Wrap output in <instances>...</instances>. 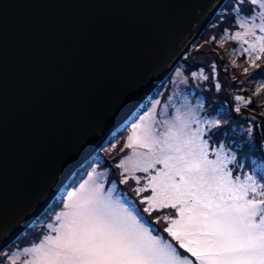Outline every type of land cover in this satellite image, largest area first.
<instances>
[{"label":"water","instance_id":"95a60500","mask_svg":"<svg viewBox=\"0 0 264 264\" xmlns=\"http://www.w3.org/2000/svg\"><path fill=\"white\" fill-rule=\"evenodd\" d=\"M224 2L0 0V251L133 120Z\"/></svg>","mask_w":264,"mask_h":264},{"label":"snow or ice","instance_id":"6c2138e0","mask_svg":"<svg viewBox=\"0 0 264 264\" xmlns=\"http://www.w3.org/2000/svg\"><path fill=\"white\" fill-rule=\"evenodd\" d=\"M226 12L235 31L225 29L218 43L239 42L250 65L260 68L264 0H234ZM190 75L208 79L202 71ZM186 82L185 78L182 83ZM262 91L264 81L255 86L254 95ZM184 100L169 119L155 118L156 105L138 116L125 144L131 155L115 165L123 170L120 184L129 179L139 184L135 172L148 174L144 186L134 189L152 191L141 200L147 204L144 213L173 209L172 214L148 220L123 194L115 195V181L105 189L104 174L93 169L62 194L59 211L48 209L54 216L44 213L47 219L38 241L15 252L0 251V264H264V168L259 174L245 172L243 179L234 176L245 167L244 145L213 142V137H226L228 121L207 112L199 101L192 107L187 97ZM235 100L252 102L243 96ZM247 133L250 140L252 129ZM210 154L215 159H209ZM161 221L166 222L167 237L155 227Z\"/></svg>","mask_w":264,"mask_h":264},{"label":"rangeland","instance_id":"374dc122","mask_svg":"<svg viewBox=\"0 0 264 264\" xmlns=\"http://www.w3.org/2000/svg\"><path fill=\"white\" fill-rule=\"evenodd\" d=\"M228 1H230V0H225L226 3ZM221 10L222 9L220 8L219 11L217 12V14L215 15V17L213 18V21L211 22V24L216 23L214 28L212 27L207 32H206V30H207L206 29L205 31L202 32V34L200 36H198V38L195 39V41L193 42L192 47H191V52L188 55H186L185 57H183L180 60V62L173 68V70L163 79V81L151 92L150 97L148 99L151 103L149 104L148 108L143 113H141L139 116L146 115V113L152 109V105H156L157 115L155 118L157 120L169 119L175 115L174 108L175 107H181L185 103V100H184L185 97H187V102L190 104V106L195 107L197 102L199 101L203 104V107L206 111L209 110L210 104H214L216 102V100L219 98L222 99L221 98V92H220L222 86L219 88V90H217L216 85L214 84L213 90L211 89L210 91L208 90V92H206V90L209 87L207 85L208 81H209V84L212 88L211 84H212L213 79H211V76L213 75V73L211 75V66L213 64H215L214 65L215 68L213 69V67H212L213 70H215L216 72H218L220 74H225V77H223V78L226 79L225 82L230 89L239 90L241 88V86L244 83H246L247 81H251V82H254L257 84L259 83V81L262 82L260 79L261 67L260 68H253L250 65L249 56L247 53H243V49L241 48L239 42L229 40L227 43H225L224 45L229 49L230 55L233 57V59L229 58V56L224 54V55H222L221 62L220 63L218 62V56L215 53L217 52L216 48L218 46H221V45L220 44L216 45V44L218 43L220 37L223 35L225 29H229L230 31H235L234 27L231 28L232 24L230 23V21L226 22L224 14L220 15ZM216 17H218L217 21H215ZM213 37H216V40H213ZM224 45L221 47H224V49H225ZM244 47H247V45H244ZM253 56H255V53H253ZM257 63L260 65H264V57H262L259 61H257ZM228 64H231L234 68V71H231L232 73H226L223 71L224 67L227 66ZM244 68L249 69L248 73L244 72ZM177 71H180L182 73V75L178 77L176 75ZM201 71L203 72L204 75L208 76L207 80H204L202 77L193 78L190 75L192 72L200 73ZM185 78L187 79V82L182 83V81ZM214 82L215 81H213V83ZM218 84L220 85V83H218ZM262 92H264V91H262ZM205 93L207 96H209V98L205 97ZM236 96H243L247 99L246 95H244V94L239 93ZM157 100L158 101L162 100V102H159V104L157 105L156 104ZM238 103L241 104L243 102L238 101ZM220 105H221V108H223L222 106L224 105V103L222 102ZM182 110H183V108H182ZM216 110H218V109H216ZM227 112H228V110H227ZM211 114L213 116L217 115V114H213V113H211ZM222 116L223 115H219V118L222 119ZM222 120H226V119H222ZM239 120H241V119H239ZM137 122H138V119L136 118L134 121L130 122L126 126L128 128L125 130V136L123 138H121V132L126 127L118 128V130L115 133H113L109 137V140L101 147L100 151H98L94 156H92L91 158L86 160L83 164H81V166H79L75 170V172L78 169H82L84 167L86 168L85 175L82 176L79 183H82L83 180L87 179V174H90L93 171V169H95V171L98 174H100V173L104 174L103 177H101V179L104 180L105 184H107V181L110 182L108 185V188L111 186L112 181L116 182L117 192L115 195L123 194L124 197L126 198V200L131 205H135L137 208H139L140 213L144 217H146L148 220L154 221L155 218L158 215H160V213L159 212L158 213L153 212L151 215H149L148 213H144L143 209L145 207H147V204L141 203V200L143 199L144 196L152 194L151 189H149L148 191L143 192V193H137L136 191H134V189H137L139 187L144 186V184L146 183L145 177L148 174L143 173V172H139V171L135 172V175L137 177H140L139 184H137L136 181L133 179H129L127 184H120L119 180L122 178L121 174H122L123 170L115 167V165L119 162L120 159H122L128 155H131V150L126 148L125 144L127 142V137L131 133L132 123H137ZM193 127H195V125H193ZM250 128L252 129V133H251V139L249 140L247 130ZM254 128L255 127L252 123H248L247 121L243 120V121H241V123L239 125V128H238L239 132H238L237 136L234 133H232L230 138H236L237 137L239 140L241 139V141H238L237 144H243L244 140L245 141H251L252 143L255 144V146H253V147L251 145H248V146L253 148V151L251 150V152L255 153V155L258 157L261 154H263V156H264V142H263V145L259 144V142L263 138V136L258 135V132L256 130H254ZM231 132L232 131H229V133H231ZM219 137L222 138V141L217 142L216 144L225 143L224 138H226V137L225 136H219ZM213 138L216 139V137H213ZM226 141H227V139H226ZM233 143H235V142H231L227 145H231ZM256 146H257V149L255 148ZM120 150H124V153H121ZM118 152L121 154L118 155L117 154ZM241 155H242V153H241ZM259 158L261 160H263V158H261V157H259ZM209 159H215V156L210 154ZM241 162L244 163L245 166L249 165V162H247V158L244 156H243V160ZM129 167H131V165H129ZM161 167H163V165L157 164V168H161ZM232 167H233V165L230 164L229 168H232ZM252 170L253 169L248 167V169H246V170L243 169L239 173L234 171L233 175L235 176V175L239 174L241 176V179H243L244 173L245 172L251 173V172H253ZM152 174L154 175L155 172H153ZM72 178L73 177L71 176V178H69V180H72ZM69 180H68V183L70 182ZM78 185L79 184H77L76 186L70 185L66 189L63 188L62 194H64L66 190L70 191V190H72V187H77ZM105 189H107V188H105ZM61 196L62 195H57L56 199L60 200ZM60 207H62V206L60 205ZM59 210L60 209H58L57 211H59ZM161 212H163V210ZM54 215H55V213H54ZM162 215H165L164 212L161 214V216ZM40 222H41V219H40ZM49 222H51V221H49ZM35 224L36 223L34 221L18 237H20L21 235H23L27 232L29 233L31 228L35 227ZM155 227L158 228V224L155 225ZM164 227H166V226H164ZM164 227L158 228L161 233H163ZM42 229H44V228H41V230ZM163 234L165 235V237H167L166 233H163ZM37 237H39V236L37 235ZM15 241L16 240L11 242L7 247L2 249L1 251H7V252L11 253V252H15L17 250H22L24 247H28L31 244V243H27L24 245H22V244L13 245V243H15ZM36 241H38L37 238H35L32 242H36ZM0 259H2V256H0ZM22 260H23V258H22ZM4 264H8V262L4 261Z\"/></svg>","mask_w":264,"mask_h":264},{"label":"trees","instance_id":"16d2710c","mask_svg":"<svg viewBox=\"0 0 264 264\" xmlns=\"http://www.w3.org/2000/svg\"><path fill=\"white\" fill-rule=\"evenodd\" d=\"M234 0H230L227 3L225 2V4L222 6V10H221V14H224L226 22L227 21H231L232 16L230 14V12H226L227 10L231 9V6L233 4ZM218 17L215 18V21H217ZM215 24H210V26L207 27V31H209L212 27L214 28ZM234 26L231 25V28H233ZM216 45H219V43H217ZM225 46V45H224ZM217 52L215 53L218 56V62L220 63L222 60V55H227L229 56V58L233 59V57L230 55L229 49L225 46L221 47L218 46L217 48ZM215 65V64H213ZM212 65V66H213ZM211 66V75L213 73V75L211 76V79H213V81H215L213 83L212 81V88L209 84L208 81V89L206 90V92H208V90L210 91L211 89L213 90L214 88V84H218L220 83V87L221 88V98L222 99H217L216 102L214 104H210L209 105V110H207L209 113H213V114H220L223 115L222 119H226L228 121V124L225 126L226 127V138H224L225 144H229L231 142H235V144H237L238 141H241V139L239 140L237 137L236 138H230L232 133H234L236 136L239 132V125L241 123V121H247L248 123H252L254 125V130H256L258 132V135L263 136V138L260 140L259 144L263 145L264 142V115H262V113H264V92H261L260 95H254L255 92V86H258L261 82L259 81V83H254L251 81H247L246 83H244L241 88L239 90H235V89H230L228 87V85L226 84V79L223 78L225 77V74H220L218 72H216L215 70L212 69ZM264 65H261V68ZM224 72L226 73H232L231 71H234V68L231 64H228L227 66L224 67L223 69ZM259 80V79H258ZM244 94L246 95L247 98H251V103L245 105L244 103L239 104L237 100H235V97L237 94ZM205 97L209 98V96L206 95L205 93ZM148 102V101H146ZM145 102V103H146ZM224 103V105L222 106L223 108H221V103ZM146 105V104H145ZM236 106H239L241 111L240 112H236L235 108ZM218 109V110H216ZM228 110V112H227ZM224 112H226L227 114H223ZM241 119V120H239ZM126 130V129H125ZM125 130H123L121 132V138H123L125 136ZM259 130V131H258ZM229 131H232L231 133H229ZM259 138V137H258ZM227 139V141H226ZM222 138L221 137H216L213 138V142L217 143V142H221ZM258 144V145H259ZM244 148H243V152H242V156L247 158V161H249V163H251L252 165H255V172L256 173H260L261 172V168H264V156L263 154H261L259 157L263 158V160H261L258 156L255 155V153L252 152V156L248 157L246 155V150L250 149L253 151V146L250 147L248 146L245 141L243 143ZM255 145V144H254ZM257 149V146L255 147ZM121 153H124V150H120ZM119 151V152H120ZM117 153L118 155H120L121 153ZM116 154V155H117ZM263 156V157H262ZM116 157V156H115ZM251 165V166H252ZM86 172V168H82V169H78L72 180H76L77 178L80 177V175H82L83 173ZM68 184V187L71 185V181ZM58 199H54L51 204L46 208V210L44 211L47 213L48 209L50 208H56V210L58 209V204H59ZM43 213V214H44ZM35 227L31 228L30 232L25 233L23 235H21L20 237L17 238V240L15 241V243H13V245H19V244H27L29 242H32L35 238H37V232L41 230V228L44 227V225L40 222V218H37V220L35 221ZM158 227L160 228V224H158Z\"/></svg>","mask_w":264,"mask_h":264},{"label":"bare ground","instance_id":"6f19581e","mask_svg":"<svg viewBox=\"0 0 264 264\" xmlns=\"http://www.w3.org/2000/svg\"><path fill=\"white\" fill-rule=\"evenodd\" d=\"M222 6H223V5H222ZM222 6H221L220 8H222ZM218 11H219V10H218ZM218 11H217V12H218ZM216 14H217V13H216ZM216 14H215V15H216ZM215 15L212 16V17L214 18ZM212 17L209 19L208 24H206L207 26L205 25L206 27H205V29H204L203 31H205V30L207 29V27H208V26L211 24V22L213 21V18H212ZM203 31H202V32H203ZM202 32H201L198 36H200V35L202 34ZM197 38H198V37H197ZM260 79H261V81H264V66L261 68ZM244 141H245V140H244ZM245 143H246L247 145L255 146L254 143H252L251 141H245ZM246 155H247L248 157H251V156H252V152H251L250 149H247V150H246ZM247 162H249V161H247ZM251 165H252V164L249 163V165H248V166H245V168L248 169V167H250L251 169H253L252 171L255 172V165H252V166H251ZM245 168H244V170H246ZM255 173H256V172H255ZM78 184H79V183H78Z\"/></svg>","mask_w":264,"mask_h":264}]
</instances>
